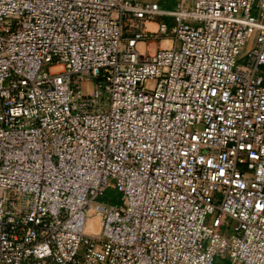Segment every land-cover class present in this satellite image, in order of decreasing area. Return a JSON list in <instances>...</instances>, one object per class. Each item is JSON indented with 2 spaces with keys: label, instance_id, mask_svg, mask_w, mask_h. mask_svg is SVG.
<instances>
[{
  "label": "built area",
  "instance_id": "obj_1",
  "mask_svg": "<svg viewBox=\"0 0 264 264\" xmlns=\"http://www.w3.org/2000/svg\"><path fill=\"white\" fill-rule=\"evenodd\" d=\"M218 257L264 264V0H0V264Z\"/></svg>",
  "mask_w": 264,
  "mask_h": 264
},
{
  "label": "rangeland",
  "instance_id": "obj_2",
  "mask_svg": "<svg viewBox=\"0 0 264 264\" xmlns=\"http://www.w3.org/2000/svg\"><path fill=\"white\" fill-rule=\"evenodd\" d=\"M158 2L161 3L162 7H163V0H156ZM167 4L170 5L171 3L167 0ZM186 4L191 7L192 4H193V0H186ZM170 9V8H169ZM169 43L168 42H164V41H161V42H152L148 45L147 49H145L144 51V47L145 45L141 44L139 45V49L140 51L142 52L143 55L145 56H149L151 54H153L156 50H154V48H157V47H162V46H168ZM96 219L93 218L91 219L89 222H88V230L90 231L91 230V224L92 222H94ZM217 262L218 264H229L223 257H218L217 258Z\"/></svg>",
  "mask_w": 264,
  "mask_h": 264
},
{
  "label": "trees",
  "instance_id": "obj_3",
  "mask_svg": "<svg viewBox=\"0 0 264 264\" xmlns=\"http://www.w3.org/2000/svg\"><path fill=\"white\" fill-rule=\"evenodd\" d=\"M171 4L168 5L167 2L163 4L164 7L172 9L174 7L175 0H168ZM105 203L109 204H119L120 195L114 190H107L103 198Z\"/></svg>",
  "mask_w": 264,
  "mask_h": 264
},
{
  "label": "bare ground",
  "instance_id": "obj_4",
  "mask_svg": "<svg viewBox=\"0 0 264 264\" xmlns=\"http://www.w3.org/2000/svg\"><path fill=\"white\" fill-rule=\"evenodd\" d=\"M91 230L93 231H98L99 230V220H95L91 224Z\"/></svg>",
  "mask_w": 264,
  "mask_h": 264
},
{
  "label": "crops",
  "instance_id": "obj_5",
  "mask_svg": "<svg viewBox=\"0 0 264 264\" xmlns=\"http://www.w3.org/2000/svg\"><path fill=\"white\" fill-rule=\"evenodd\" d=\"M155 26H156L155 24H149V25H148V28H149V29H155ZM157 48H158V47H157ZM157 48H154V50H157ZM144 51H145V47H144Z\"/></svg>",
  "mask_w": 264,
  "mask_h": 264
}]
</instances>
